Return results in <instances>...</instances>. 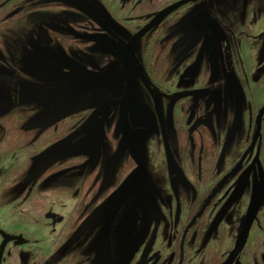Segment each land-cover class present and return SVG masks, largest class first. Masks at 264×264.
I'll return each instance as SVG.
<instances>
[{"label": "flooded vegetation", "instance_id": "obj_1", "mask_svg": "<svg viewBox=\"0 0 264 264\" xmlns=\"http://www.w3.org/2000/svg\"><path fill=\"white\" fill-rule=\"evenodd\" d=\"M56 1L0 0V25L9 21L6 14L25 15L24 9L37 22L38 11L52 8L40 5ZM63 1L82 11L104 7L102 0ZM113 1L110 22H102L99 13L94 21L75 20L77 41L90 44L101 60L110 59L106 64L90 62L93 54L80 48L75 60L70 52L58 54L33 36L16 48L7 43L0 49V75L13 80L10 96L0 95V133L12 129L7 117L26 110L16 138H31L38 174L29 194L38 193L40 181L49 185L60 179L51 173L54 167L75 158L81 159L79 166L101 158L108 135L115 141L110 173L117 178L119 168L129 163L121 178L137 170L141 183L121 200L116 185L110 200L100 197L95 217L77 226L78 242L91 246L88 261L79 264H264V239L251 241L254 227L264 230V0ZM183 1L134 39L162 11ZM230 1L243 3L241 22L221 18ZM154 3L158 9L148 11ZM201 3L206 5L203 22H185ZM44 15L54 22L53 12L39 19ZM169 41L171 53L164 52L173 55L171 62L156 51ZM70 67L78 85L62 89L53 80L69 83L64 77ZM87 70L100 74L90 79ZM56 87L62 89L59 94ZM107 187L102 183L97 195ZM46 215L53 224L61 221L57 212ZM134 225L142 233L118 258L110 238L115 231L117 240L123 230L129 239ZM0 241L6 263L11 255L6 246L22 248L30 239L0 225ZM19 259L39 264L33 256Z\"/></svg>", "mask_w": 264, "mask_h": 264}, {"label": "rangeland", "instance_id": "obj_2", "mask_svg": "<svg viewBox=\"0 0 264 264\" xmlns=\"http://www.w3.org/2000/svg\"><path fill=\"white\" fill-rule=\"evenodd\" d=\"M116 1L115 3L118 4L119 1ZM101 2L104 6L102 10L94 7V9H87V11H82L71 3L69 7H67L64 5L65 1L63 0L56 1L55 3L44 2L43 5H39L50 6L52 8L38 11L39 16H37L38 21L36 22L34 18L32 19L29 9L21 11L26 13L25 15H21L20 12L12 10L15 3H17V1H15V3L13 2L7 7L8 11H12L6 14L4 19H9V21L4 23V25H0V49L6 48L7 43L9 44L7 47L16 48V43H19V41L27 42V39L33 36L35 40L40 41V43L45 44V46H54L55 52L58 54L59 52H70L71 58L75 60L76 58L74 56L79 57V55L73 54L76 53L75 50L83 49L93 54L89 55L91 57L90 62L106 64L110 59L106 61V59L102 58L103 60H101V54H94L90 44L77 41L75 36L76 30H79L76 28L77 22H75V20L80 18V16L82 19H92L94 21L96 15L99 13L98 15L103 16L101 17L102 22H110L112 18L111 13L114 11L112 9L114 1L102 0ZM110 3L113 4L110 5ZM158 7L159 6L155 3L152 5L150 4L148 6V11H154L158 9ZM205 7L206 5H204V3L199 4V7H197L193 14L184 17L185 22H203ZM243 8L244 5L242 2L230 1L225 7V9L229 11L228 14L221 16L224 23L241 22ZM119 10L120 9H118L119 14L124 12V10ZM52 12L54 22H48L51 18L46 15L39 19L41 14H50ZM80 12H82V14L84 13L85 16L83 17ZM125 13L126 12L123 14L126 16L127 14ZM69 20H71V22H66ZM128 24L135 25L130 22H128ZM5 38L6 41L9 38L11 43L5 42ZM160 45L161 48L156 50L158 51V57L163 55V57L168 58L169 62H171L173 55L167 56L164 51L166 50L168 54L169 52L171 53L169 49L170 46H173V42L169 41ZM62 47H65L66 51L62 49ZM253 55L255 56V53H253ZM72 59L70 60L71 64L73 61ZM162 62L170 64L166 60L162 61L161 59L160 63ZM70 68L71 70L65 72L66 75L64 77L65 80H69V83L63 80H53L55 83L60 84L62 89L78 85L77 83H73L78 78L73 76L74 68ZM101 68L103 67L100 65L97 69L100 70ZM168 70L169 68L167 66L166 74H168ZM86 72L91 75H88L90 79L96 78L100 74L95 73L96 71L92 72L87 70ZM42 73L46 75L47 71ZM56 73L57 69H55L54 74L56 75ZM156 75L159 79L160 74L157 71ZM55 79H57V76H55ZM10 80L9 77L0 75V95L3 96V98H8L12 93L11 85L13 84L11 81L13 80ZM63 83H66L65 86H62L64 85ZM61 88L56 87V93L54 94H59L60 90H62ZM25 111L22 116H19V113H17L14 117H7L5 124L12 129L0 133V225L11 232L24 234L30 241L28 246L26 245L22 248L14 247L13 244L6 246V251H10L9 254H11L6 263L3 262L1 258L2 249L5 245H2L0 241V264H21L19 263V255L22 257L24 255V258L33 256L39 264H79L81 261H88L87 255H91L89 254L91 252V246L89 242H78L77 239L80 237L79 227L90 217H95V207L98 205L100 197L104 200L106 194L109 199L111 196L110 193L116 185L119 193L129 190L131 187L130 178L138 175V171H134L127 178H121L130 166L129 163H125V167L119 168L120 170H118L117 178H115L114 174L112 175V172L110 173L111 155L113 153V144L115 141L113 137L109 140L108 135H104L105 138L102 142L101 158L98 156L97 159L92 158L91 161L87 160L83 166L78 165L81 159L75 158L72 160L73 162L71 164L65 167H54L51 173H57L56 175L58 177L56 178H60L58 179L59 181L56 180L55 183L49 185L43 184V182L46 181H40V183L36 184V186H38L35 189V192L37 190L38 193L33 194L31 197L29 193L32 191L33 184L35 183L36 178L34 177L38 174L35 166H33V160L31 159V138L30 136L28 139L26 137L23 140L16 138V136H19L17 133H19L21 123L27 118L28 114ZM105 143H107V146ZM49 174L50 172L46 175ZM105 178H110L107 183L105 182ZM102 183L104 185L108 184V187L104 188L103 194L100 196L97 194ZM262 205H264V200ZM50 211L57 212L61 221H57L53 224L52 219H48L46 215V213ZM78 225L79 227H77ZM241 233L242 231L240 230L239 234ZM102 234V243L105 246L107 237L104 233ZM232 238H234V232L230 239L232 240ZM258 239H264V230L254 227L251 241L253 242ZM28 263L30 264V260ZM126 263L127 262H122L121 264Z\"/></svg>", "mask_w": 264, "mask_h": 264}, {"label": "water", "instance_id": "obj_3", "mask_svg": "<svg viewBox=\"0 0 264 264\" xmlns=\"http://www.w3.org/2000/svg\"><path fill=\"white\" fill-rule=\"evenodd\" d=\"M186 1V0H185ZM185 1H183V2H180V3H178V4H176V5H174L173 7H170V8H168V9H166L165 11H162V13H160L159 15H158V17L154 20V22H151L150 24H148V27L145 29V30H143L139 35H137L134 39H138V38H140V37H142L151 27H153L155 24H157L158 23V21L159 20H161L162 18H164L166 15H168L169 13H170V11H173L175 8H177L179 5H182L183 3H185ZM187 2V1H186ZM106 45H107V47L108 48H110L111 50H113V48H114V46L112 45V44H110V43H106ZM103 121H104V118H101L99 121H98V123H97V125L95 126L96 127V129L98 128V127H100L102 124H103ZM139 175H135V176H133L132 178H130V181H131V187L129 188V190H133V189H135L136 188V185H137V183H141L139 180H140V178H137ZM137 182V183H136ZM140 185L138 184V188H140L139 187ZM129 190H126V191H122L121 193H118V195H119V198H120V200H121V198H123V194L124 193H126V192H129ZM124 199H126L127 200V198H124ZM259 202V201H258ZM261 203V202H260ZM260 203H259V205H260ZM257 210L255 209V208H253L252 209V211H251V213H252V215L253 214H255V212H256ZM134 231H133V233H135L134 234V236H132V237H129V239H128V236H127V234H125V236L123 237L122 236V232H123V230H121V234H120V236H119V238L116 240L115 239V231H114V234H113V237H111L110 239L112 240L111 241V243H112V245L114 246L113 248H118L119 249V252L117 251V254H118V258H120L121 256H122V254L127 250V249H125V247H127V246H129L128 245V242L131 240V241H135V242H137L138 241V237L140 236V234L142 233V229L141 228H139L138 226H135L134 225ZM247 235H248V233H247ZM124 244V245H123ZM111 245V246H112ZM123 245V246H122ZM127 245V246H126ZM122 250H124V252H122ZM118 258H117V260H118Z\"/></svg>", "mask_w": 264, "mask_h": 264}]
</instances>
